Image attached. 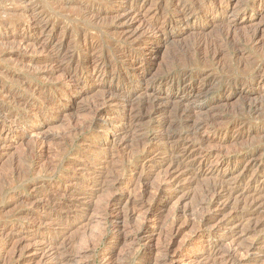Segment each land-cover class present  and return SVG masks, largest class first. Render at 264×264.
<instances>
[{
	"label": "rangeland",
	"instance_id": "obj_1",
	"mask_svg": "<svg viewBox=\"0 0 264 264\" xmlns=\"http://www.w3.org/2000/svg\"><path fill=\"white\" fill-rule=\"evenodd\" d=\"M201 1L0 0V264H264V0Z\"/></svg>",
	"mask_w": 264,
	"mask_h": 264
},
{
	"label": "bare ground",
	"instance_id": "obj_2",
	"mask_svg": "<svg viewBox=\"0 0 264 264\" xmlns=\"http://www.w3.org/2000/svg\"><path fill=\"white\" fill-rule=\"evenodd\" d=\"M132 1H134V2H138V1H140V0H132ZM141 1H143V0H141ZM190 1V0H189ZM177 2L180 4V6L181 7H175V11H174V19L175 20H181L182 19V16L183 15H185V14H187V13H189V12H192V11H194V10H196L197 8H199L200 7V5L203 3L201 0L200 1H196V2H188V0L187 1H184V0H177ZM176 2V3H177ZM197 4V5H196ZM176 5V4H175ZM194 14V13H193ZM34 25L36 26V27H38V28H40V30L41 31H43L45 28H47L48 26H49V24H48V22H46V21H43L42 23H40V22H36V23H34ZM220 33V35H221V33H223L222 31L221 32H219ZM220 37V36H219ZM222 37H225V35L223 34L220 38H222ZM165 38H167V37H165ZM228 38V37H227ZM232 38V37H231ZM193 41H191L190 43H187L188 45L186 46L185 45V48L183 47L182 48V50H183V52H184V54L186 55V54H190L192 51H198L199 49H201V48H203V47H206V45H210L208 42H205V41H202L200 38H194L193 37V39H192ZM220 40V39H219ZM223 40V39H222ZM227 40V39H226ZM230 40V39H229ZM225 41V40H224ZM223 41V42H224ZM229 41H227V43H228ZM34 43V42H33ZM32 43V44H33ZM216 43V42H215ZM214 43V44H215ZM230 43V42H229ZM231 43H232V41H231ZM234 43V42H233ZM35 44V43H34ZM33 44V45H34ZM223 45V44H222ZM214 46L215 45H213V49H214ZM218 46H219V44H218ZM216 49V48H215ZM86 50V49H85ZM184 72V71H183ZM186 72V71H185ZM184 72V73H185ZM68 77H71L70 75H67ZM184 78V77H183ZM227 78V77H226ZM226 78H224V79H226ZM228 79V78H227ZM230 79H231V77H230ZM237 79V78H236ZM232 80V79H231ZM233 80H235V79H233ZM185 81V80H184ZM187 81V80H186ZM226 81H229V80H226ZM258 81H260V80H258V79H256V84L258 83ZM183 82V81H182ZM224 82H225V80H224ZM233 82H235V81H233ZM228 83V85H229V82H227ZM180 84V83H179ZM231 84H233L232 82H231ZM149 87H152L153 88V85L151 86V85H148ZM196 87V86H195ZM181 89L184 91V92H188V91H191L192 89H193V86L191 85V84H188V83H182V86H181ZM146 92V91H145ZM189 93V92H188ZM131 95V94H130ZM128 100H129V95L126 97ZM139 99V98H138ZM154 100H155V97L154 96H151V94H147L145 97H143V98H140L139 100H138V102H137V110H138V112H136V113H134V114H132L131 115V118H130V121L129 122H134L133 120H136L137 119V116L139 115V113L140 112H142V110H146V108H148V107H154L155 105H157L156 104V102H154ZM131 101V100H130ZM190 109H192V107H187V108H180V107H178L177 109H176V114L181 118L182 117V115H184L185 116V114L186 113H188L189 111H191ZM191 113V112H190ZM189 113V114H190ZM186 117V116H185ZM226 261H231L230 260V257L229 258H227L226 259Z\"/></svg>",
	"mask_w": 264,
	"mask_h": 264
}]
</instances>
